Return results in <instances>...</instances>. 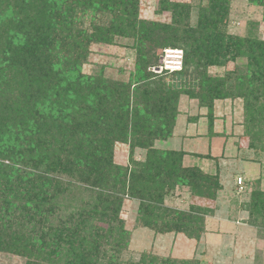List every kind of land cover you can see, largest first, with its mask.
I'll use <instances>...</instances> for the list:
<instances>
[{"label":"trees","instance_id":"obj_1","mask_svg":"<svg viewBox=\"0 0 264 264\" xmlns=\"http://www.w3.org/2000/svg\"><path fill=\"white\" fill-rule=\"evenodd\" d=\"M100 1L0 0V176L5 178L3 183L7 186L15 185L12 192H17L16 201L0 192V208L6 206L4 214L0 215V251L22 255L27 258L26 264H93L98 262L104 246L122 247V239H115L125 231L122 221L117 217L119 206H111L108 211L110 213L101 212V218L108 225L89 226L86 221L81 222L80 211L83 208H75L76 198L71 194L82 189L80 179L89 185L107 181L108 176L104 174L101 165L93 163V153L88 149L93 146L97 148L101 143L100 137L115 136L114 122L119 111H126L123 117L127 128L131 96L135 103L138 92L141 98L146 93L144 108L159 114L160 108L165 111L166 101L177 99L180 90L190 97H198L200 101H211L219 93L215 77H200L193 68L201 63L196 48V40L202 38L203 34L200 27L182 31L177 25L182 24L179 17L175 25H170L176 28L166 26L162 29L161 25L147 21L134 24V2L126 0H102L105 4H115L114 20L108 22L107 26L96 27L90 34L74 22H69L74 15L76 17V13L91 9ZM254 1L264 7V0ZM210 4L217 13L214 15L221 20L227 11L224 3L211 0ZM56 14L61 19L57 22L54 21ZM262 17L264 20V15ZM68 23L70 26L66 25ZM199 23L203 24L201 18ZM119 30V33L131 35L135 39L133 47L136 52V70L139 80L148 86L155 81L146 69L148 66H156L159 61L155 49H182V69L170 74H158L172 77H184L187 74L189 81L186 88H166L162 81V86L154 84L153 93L147 90L146 85L144 92L137 87L130 92L129 86L110 82L101 74H82L80 68L86 62V49L88 43L93 41L92 36L104 40ZM211 35L215 45L218 43L216 35L223 37L221 33ZM228 44H235L241 55L246 56L247 73H251L255 67L260 69L264 66V39L237 36L228 39ZM246 76L243 75V78ZM246 86L247 82L241 81L233 88L222 89L228 90V95L243 97L245 124L252 128L250 142L253 146L263 147L264 119L261 120L259 111L264 105L260 102L257 104V98L249 94L251 87ZM236 88L237 94L233 92ZM95 106L98 120L89 122ZM131 107L134 112L136 108ZM149 118L150 114H143V117L131 120L142 127L148 125L146 123ZM132 128L134 130L136 125ZM101 146L96 153L97 157L106 149ZM41 163L46 168L53 166L55 176L44 175L46 170H41ZM29 167L33 171L26 169ZM141 169L131 172L129 176L123 174L124 183H129L126 190L128 188L129 193L134 191V195L147 201L139 204L136 222L159 231L174 229L188 238H198L203 229L202 218L195 213H199L198 208L182 212L160 206L164 194L159 190L165 189L170 179L179 177L176 167L170 166L163 174L155 172L147 185L136 184L132 180L139 175L147 176L140 172L143 171ZM182 171V183L190 186L197 194L214 197L221 188L217 177L205 174L198 168H183ZM62 174L72 180L63 181L60 178ZM248 185L249 182L244 180V191L248 190ZM1 188L7 190L2 184ZM22 193L25 194L24 199L29 198L35 203L33 214L24 210L25 220L12 224L8 214L17 207ZM60 201H66L76 209L71 211V218H68L75 220L74 225H65L57 217L61 209ZM248 205L251 211L262 212L264 192L253 189ZM41 209L43 214H38ZM38 215L41 218L37 221ZM139 264L177 263L173 259L155 262L151 258L148 263L143 259ZM179 264L191 262L184 260Z\"/></svg>","mask_w":264,"mask_h":264},{"label":"rangeland","instance_id":"obj_2","mask_svg":"<svg viewBox=\"0 0 264 264\" xmlns=\"http://www.w3.org/2000/svg\"><path fill=\"white\" fill-rule=\"evenodd\" d=\"M126 1L134 2V24L147 21L161 25L162 29L166 26L176 28L170 25H175L180 18L182 24L177 25L182 31L200 27L203 34L202 38L197 37L196 48L197 58H200L201 63L193 68L200 77H215V85L220 89L211 101H200L198 97H190L180 90L177 99L166 101L165 111L160 108L159 114L155 110L144 108L147 95L144 93L141 98L138 92L135 103L133 97H130L127 128L123 117L126 111H119L114 122L115 136L100 137L99 146L106 148L101 151V156L97 157L96 154L99 146L88 149L93 153V163L101 165L108 178L104 183L98 181L93 185L80 179L81 187L85 190L74 191L71 195L76 198L75 208H83L80 211L81 222L86 221L87 225L95 227L108 225L101 218V212L110 213L108 211L111 206L118 205L120 211L117 217L122 221L125 230L123 234L115 237L122 239V247L104 246L98 262L93 264H139L143 259L148 263L151 258L155 262L173 259L177 264L184 260L191 264H264V210L254 212L248 205L253 189L264 192V143L260 147L253 146L250 142L252 128L245 124L243 97L228 95L229 91L222 89L233 88L241 81L247 82L246 87H251L250 96L257 98V104L260 102L264 105V66L260 69L255 67L251 73H247L246 56L241 55L235 44L226 45L228 39L237 36L263 40L264 7L254 0H221L227 11L219 20L214 15L217 13L213 11L211 0ZM113 9H116L114 3L105 4L101 0L91 9L76 13V17L74 15L69 22H74L77 27L90 34L96 27L107 26L108 22L114 20ZM57 15L54 17L55 22L61 20ZM200 18L203 20L202 25H199ZM66 25L70 26L69 23ZM120 31L112 33L113 36L104 40L94 39L92 36L93 41L88 43L86 49V62L80 68L82 74H101L110 82L129 86L130 92L135 87L143 91L146 85L147 90L153 93L154 84L162 86V81L166 88H186L189 81L187 74L184 77L161 75L155 73L150 66L146 72L151 73L155 82L150 86L142 84L143 80H139L136 70V52L133 47L135 39L131 35L119 33ZM217 33H221L223 37L216 35L218 43L215 45L211 34ZM207 44H210L209 48H206ZM161 50V47H157L155 53L159 55ZM208 50L212 52L209 53ZM243 75L247 76L243 78ZM233 92L237 94L238 88ZM131 106L136 108L134 112L131 111ZM263 108L259 111L261 120L264 119ZM94 109L95 115L93 113L89 122L98 120L97 106ZM143 114H150L147 126L141 127L132 122L131 119L143 117ZM134 124L136 128L133 130ZM170 166H175L180 175L183 168H198L203 173L218 178L221 188L214 197L195 193L190 186L182 183L180 175L170 179L165 189L159 190L164 194L163 203L160 205L162 208L182 212L191 211L193 207L199 209V213H195L202 218L203 229L198 238H188L174 229L165 228L159 231L136 222L139 204L147 201L134 195V191L129 193L128 188L126 190L129 183H124L123 174L129 176L131 172L143 168L140 172L147 176L136 173L139 176L132 180L136 184L147 185L151 175L155 172L163 174ZM26 169L33 171L30 167ZM41 170H46L44 175L50 177L56 173L53 166L46 168L42 165ZM238 176L249 182L248 190L238 191L234 186ZM60 178L63 181L71 179L64 174ZM4 179L0 176V192L16 201L17 192H12L15 185L7 186L3 183ZM1 184L7 190L3 191ZM18 190L19 188L16 189ZM23 196L24 193L20 195L21 200L13 212L9 211L12 224L25 220L24 210L33 214L35 203ZM60 206L57 217L65 225H74L75 220H68L71 218V211L76 210L73 209L74 206L66 201H60ZM4 209L0 208V215L4 214ZM39 213L43 214L42 209ZM40 218L38 215L37 221ZM26 263L27 258L22 255L0 251V264Z\"/></svg>","mask_w":264,"mask_h":264},{"label":"built area","instance_id":"obj_3","mask_svg":"<svg viewBox=\"0 0 264 264\" xmlns=\"http://www.w3.org/2000/svg\"><path fill=\"white\" fill-rule=\"evenodd\" d=\"M183 66V51L177 47H166L159 54L158 64L152 67L156 73L165 72L167 74L178 72ZM243 179L238 176L235 181V187L238 191L243 189Z\"/></svg>","mask_w":264,"mask_h":264}]
</instances>
